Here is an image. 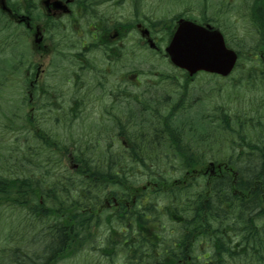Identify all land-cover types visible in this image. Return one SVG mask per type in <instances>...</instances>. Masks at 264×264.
<instances>
[{
  "label": "trees",
  "instance_id": "trees-1",
  "mask_svg": "<svg viewBox=\"0 0 264 264\" xmlns=\"http://www.w3.org/2000/svg\"><path fill=\"white\" fill-rule=\"evenodd\" d=\"M253 2L251 8L262 11L253 24L263 38L264 0ZM251 49L242 52L240 78L261 81L264 65ZM52 94L43 95L37 108L64 111L59 101L64 96ZM192 100L182 101L175 113L179 101L173 102L166 111L171 117L145 120L149 127L132 135L118 133L127 144L115 141L111 127L87 128L80 137L70 132L69 127L84 125L78 119L82 96L73 100L66 142L35 131L50 155L45 165L40 160L46 157L33 154L24 160L31 168L0 175V205L21 207L28 228L40 229L34 235L28 231L27 240L22 233L16 243L18 232L7 233L1 253L10 252L0 264H57L86 245L102 256L111 250L115 258L109 264H264V114L241 116L223 106L203 113L193 109ZM164 119V135L158 136ZM66 155L68 164L61 163ZM210 161L221 170L205 173ZM69 164L78 167L72 171ZM62 165L65 176L56 170ZM104 197L120 198L114 216L115 208H101Z\"/></svg>",
  "mask_w": 264,
  "mask_h": 264
},
{
  "label": "flooded vegetation",
  "instance_id": "flooded-vegetation-1",
  "mask_svg": "<svg viewBox=\"0 0 264 264\" xmlns=\"http://www.w3.org/2000/svg\"><path fill=\"white\" fill-rule=\"evenodd\" d=\"M110 1L111 4H107ZM230 1L232 0H228V3ZM5 4L8 9L0 13V24L15 26L16 30L18 29L16 42L21 43L22 37L20 39L19 36L23 28L32 34L37 33V40H34L33 44L35 50L41 52V58L47 54H58L56 57L62 59L58 64L66 69V82L58 83L54 80V74L48 76L49 64L38 60L32 63L24 77V81H28L27 91L30 97L54 93L52 95L74 97L75 102L77 96H82L85 104L78 107V119L87 120L90 115L96 113L106 122L103 124L99 119L96 122L97 127L113 128L115 141L127 144L126 138L118 133L127 132L132 135L134 129L149 127V124H144L145 120L171 117L172 113L166 117V111L173 102L179 101L173 105L175 113L182 101L192 99L190 88L198 74L188 75L184 70L173 66L162 53V48L166 47L169 41L172 22L166 21L164 16L157 18L147 13L143 9V0L138 4L133 0H5ZM127 5L130 13L123 15L121 20L117 10ZM112 7L115 8V14L112 13ZM229 12V9L224 10L223 18L228 39L242 47L264 48V37L260 38V34L249 25L253 22L249 17H261L262 11L256 9L248 15L236 16L237 19L232 18L233 15L228 14ZM240 19L246 26L243 32H240L237 26ZM148 36L155 43L154 49L151 47L152 42L148 41ZM17 46L21 48L20 45ZM135 49L163 55L161 60L172 68L173 72L150 69V72L141 75L134 72V66L129 70ZM20 53L22 54L21 51ZM12 59H16L15 54ZM18 61H21L19 57ZM0 63V66L5 68L10 65L5 59H1ZM6 70L0 76L5 77ZM13 70L15 74L20 72L21 62L13 67ZM124 70L126 72L123 73ZM14 81H21L22 91V80L14 78ZM92 96H96L94 104H90L91 101L88 100V97ZM179 96L182 100H179ZM105 98L110 99L109 105L104 101ZM73 100L71 99V104H66V123L70 112L76 109ZM197 102L198 97L191 103L195 107ZM98 104L99 110L96 108ZM202 112L204 113V110ZM164 124L165 119L158 136L164 135ZM204 171L206 173L208 169ZM117 205L118 203L113 204ZM107 206L112 205L108 203ZM116 213L117 211L114 212Z\"/></svg>",
  "mask_w": 264,
  "mask_h": 264
},
{
  "label": "rangeland",
  "instance_id": "rangeland-1",
  "mask_svg": "<svg viewBox=\"0 0 264 264\" xmlns=\"http://www.w3.org/2000/svg\"><path fill=\"white\" fill-rule=\"evenodd\" d=\"M111 2L112 1L107 4H111ZM143 2V9L157 18H162L163 16L170 18L173 14L185 11L191 7L193 10L191 12L198 15V12L200 13L203 10L202 7L205 4H208L209 14H214L215 9L216 11L229 9L230 12L228 14L233 15L232 18H236V16L239 15H246L245 12L248 11V7L251 5L250 1L246 3V1L243 0H232L231 3H228L227 0H207V2L204 0H143ZM247 5L249 6L247 7ZM112 13L115 14L114 7H112ZM128 13H130L128 5L126 7H120L117 10V15L121 20L123 15ZM107 16L110 15L107 14ZM237 26L240 32H243L246 28L245 22L242 19L238 21ZM17 31L18 29L16 30L15 26L10 27V25L7 24H0V60L5 59V61L10 64L6 68L0 66V74L7 69L5 77L0 76V172L5 175L6 173L3 171L6 170L11 174H21L25 168H31L33 164L29 165L24 160L26 158H32L31 156L33 154H39L41 158L46 157L40 160L41 164L45 165V161L48 159L47 157H49L50 153L48 149L43 146L44 139L37 137L35 131L39 132L40 129L46 130L55 138L59 137L63 142H66V104H71L72 98H66V95H64V97L59 100L63 103L64 111L63 109L57 111V108H54L52 111L48 108L39 109L36 104L30 105L29 96L26 95L25 98L24 92L26 86L24 82L25 70L30 67V64L37 60L43 61L46 65L49 64L48 76L54 74V80L58 83L66 82V69L58 64L62 60L56 57L58 54H47L41 58V52L36 51L33 44L36 34L27 32L23 28L21 36H19L20 39L22 37L21 43L16 42V35L19 32ZM11 36L13 38H10ZM136 37L137 34H135L134 40L137 39ZM17 45H20L21 48ZM242 52L247 54L248 52H252V49L242 48ZM13 54L16 55V59H12ZM18 57L21 61H18ZM19 62H21V71L15 74L13 67L18 66ZM244 63L246 64L245 68H248L249 62L244 60ZM132 66H134L135 72L137 68L148 71L150 69H156L167 71L168 73L173 72L172 68L168 67L160 57L157 55L151 56L150 54H143L139 49L135 51L134 60L129 70L132 69ZM124 72H126V70H124L123 73ZM240 73V71H237L231 78L227 77L225 79L202 76V78L192 82L190 94L192 98L198 97V101H200L197 102L196 108L200 109L199 106H201V109L210 110L213 106H223L233 114L237 113L238 115H246L247 117L250 115L254 117V114L257 112L256 110L264 114V77L261 81H258L259 79L256 81H245L242 76L240 78ZM260 77H262V75ZM14 78L22 80V91H20L21 81L15 82ZM142 78L144 79V77ZM181 81H183V78ZM61 88L66 89V87ZM95 97L96 96L88 97V100L90 99L91 101L90 104H94L93 101ZM38 99V97H34V100L40 103ZM104 101L107 105L110 104L109 98H105ZM96 108L99 110L100 105L98 104ZM99 119L100 116H97L96 113L95 115H90V118L85 120L83 126L75 124L73 127H69L70 132H74L75 136L80 137L81 133L87 128H98L96 122ZM100 120L101 123L106 124L104 118ZM86 132L90 131L86 130ZM27 147H29L30 150H28ZM33 160L35 163L38 162L37 159ZM60 161L61 163L68 164L66 156L62 157ZM64 167L65 165L56 168L59 176H65L66 170H64ZM40 173L41 171H39V174ZM144 181L143 177H139L138 184L143 185ZM29 221L26 211L22 210L21 207L4 205L3 203L0 205L1 261H3L5 255L10 252L6 251L1 253V249L6 243L4 240L6 239L7 233L12 232L14 235L18 232L17 236L13 238L14 243H16L20 241L19 238H21L22 233L26 234L25 238L27 240V236H31L29 232H32V235H34L39 231V227L32 226L31 229L28 228L27 225ZM100 236L102 235H99V237ZM103 239L104 237L100 238L102 243ZM87 248V250L84 249L82 252L76 250L71 255L66 256V259L60 261L59 264H109L115 258L109 256L112 254L110 252L111 250L106 253V256H102L100 255L99 249L94 250V247L90 245H88ZM119 257L120 256L116 258V262H118Z\"/></svg>",
  "mask_w": 264,
  "mask_h": 264
},
{
  "label": "water",
  "instance_id": "water-1",
  "mask_svg": "<svg viewBox=\"0 0 264 264\" xmlns=\"http://www.w3.org/2000/svg\"><path fill=\"white\" fill-rule=\"evenodd\" d=\"M166 50L172 62L190 74L206 70L228 75L238 58V54L226 46L219 30L189 21L180 22Z\"/></svg>",
  "mask_w": 264,
  "mask_h": 264
}]
</instances>
